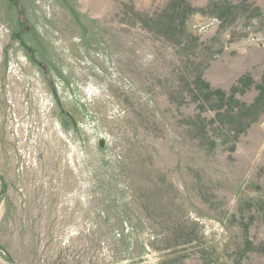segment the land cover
<instances>
[{"label": "rangeland", "instance_id": "374dc122", "mask_svg": "<svg viewBox=\"0 0 264 264\" xmlns=\"http://www.w3.org/2000/svg\"><path fill=\"white\" fill-rule=\"evenodd\" d=\"M0 264H264V0H0Z\"/></svg>", "mask_w": 264, "mask_h": 264}]
</instances>
